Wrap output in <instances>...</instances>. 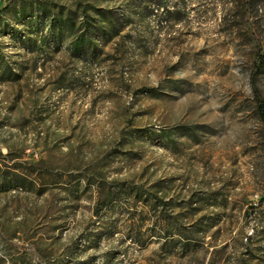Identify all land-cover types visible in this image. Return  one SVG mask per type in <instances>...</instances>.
I'll list each match as a JSON object with an SVG mask.
<instances>
[{"label": "rangeland", "instance_id": "1", "mask_svg": "<svg viewBox=\"0 0 264 264\" xmlns=\"http://www.w3.org/2000/svg\"><path fill=\"white\" fill-rule=\"evenodd\" d=\"M259 100L264 0H0V264H264Z\"/></svg>", "mask_w": 264, "mask_h": 264}, {"label": "trees", "instance_id": "2", "mask_svg": "<svg viewBox=\"0 0 264 264\" xmlns=\"http://www.w3.org/2000/svg\"><path fill=\"white\" fill-rule=\"evenodd\" d=\"M93 29H95V30H93ZM101 30H102V27H100V26H92V31L90 33V36H95V35H97L98 33H101V32L103 33V31H101ZM257 113H258L260 122L262 124L263 134H264V101H262V100L258 101ZM15 183H17V182H15Z\"/></svg>", "mask_w": 264, "mask_h": 264}]
</instances>
